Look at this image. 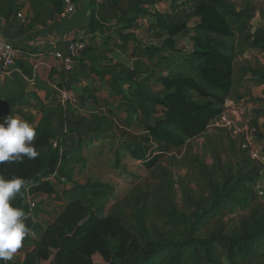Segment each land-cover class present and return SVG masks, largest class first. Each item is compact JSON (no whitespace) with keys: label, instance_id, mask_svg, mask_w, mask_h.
Instances as JSON below:
<instances>
[{"label":"trees","instance_id":"1","mask_svg":"<svg viewBox=\"0 0 264 264\" xmlns=\"http://www.w3.org/2000/svg\"><path fill=\"white\" fill-rule=\"evenodd\" d=\"M22 1L30 5L23 33L61 19L64 0H0V18L15 16ZM160 1L90 0L87 28L102 37L101 47L88 45L71 72L59 68L60 58L18 48L10 75L0 80V122L11 114L33 124L25 98L41 114L32 142L39 155L0 164V176L26 182L11 202L33 234L22 243L23 264H264V200L256 191L264 163L244 148V133L210 132L228 101L247 97V76L264 82V62L245 59L249 50L264 52V25L253 26L258 14L264 21V0H173V9L189 10L177 22L150 12ZM147 15L161 43L134 33ZM80 68L105 82L118 106L63 102L59 91L95 101L97 85L75 82ZM118 126L144 132L146 142L126 144ZM251 126L264 139L258 119ZM73 135L80 138L72 142ZM198 139L204 143L195 152ZM158 146L174 155L151 164ZM169 158L188 176L177 180L162 164ZM53 173L70 184L62 192L46 180ZM41 193L65 203L47 228L29 203Z\"/></svg>","mask_w":264,"mask_h":264},{"label":"rangeland","instance_id":"2","mask_svg":"<svg viewBox=\"0 0 264 264\" xmlns=\"http://www.w3.org/2000/svg\"><path fill=\"white\" fill-rule=\"evenodd\" d=\"M172 1L173 0H166L163 3L162 8H160V11L166 14L170 22L184 20L187 17L189 10L185 8L173 9ZM154 21L155 20L153 16L147 15L143 19V21H139L136 24V27L134 29V32L138 30V34H140V37L147 40V43H161L163 41L162 39H164L160 32L156 30L148 31V27ZM196 22L197 21L195 19L190 21V31L193 29ZM263 25L264 21L261 19L260 14H258L253 20V26L254 28H257ZM182 46L183 45L180 43V47ZM245 59H247L246 61L248 63H251L253 65L263 63L264 52L259 50H249L245 54ZM242 92L247 94V97L241 102L228 101L226 104L227 108L224 116L220 120L212 124L210 132H213V129L216 127H227L229 129H232L235 134L244 133L245 135H249L250 129L252 128V122L255 119H258L261 131L264 132V122H262L261 120V118H264V82H258L255 78L249 75L247 76L246 81L244 82V88H242ZM228 104H230L231 106H228ZM122 109L123 108L121 106L115 108L119 119H124L126 117ZM118 132L122 136V139L123 141H125L126 144L131 143L133 144V146L137 147V145H141L146 142L142 139V137H144L143 135L136 136L135 134H129L121 129H119ZM133 133H138V130H134ZM249 136H251V134ZM76 138H78V136H72L71 141H77ZM203 143V139H198L193 143L194 150H196L195 152H199L201 150ZM253 144L263 149L264 159V139H259L257 136H255L253 138ZM153 152L156 153V156L153 160H151V164H154L155 161L157 163L158 161L164 159L167 156L169 157L174 155V152L171 149H167L160 146H158L157 150H154ZM169 160L170 158L164 161L162 164L163 166L171 170L172 174L177 180L180 177L188 176L186 170H179L174 166H170ZM208 162L211 161L209 160ZM187 179L189 178L187 177ZM55 184L56 189L59 192H62L66 186L70 185L68 184V182H66L64 178L62 181L56 182ZM256 191L264 193V173L263 176L257 182ZM261 198L264 200V194L261 195ZM29 203L32 205V208L35 211L32 216L33 219L36 222L40 223L44 228H47L51 223H53L56 216L65 207V203L57 201L56 195L48 196L42 193L30 198ZM30 235L33 236L32 232L30 233ZM31 249L33 248L30 247L29 250ZM26 253L27 248H25L22 244L21 248L18 249L17 252L14 254L13 259L11 261H8V263L23 264V262L25 261Z\"/></svg>","mask_w":264,"mask_h":264},{"label":"crops","instance_id":"3","mask_svg":"<svg viewBox=\"0 0 264 264\" xmlns=\"http://www.w3.org/2000/svg\"><path fill=\"white\" fill-rule=\"evenodd\" d=\"M77 5V11L74 15L67 19H60L58 22H52L46 27H37L35 30L23 33L22 32V24L20 20L15 16H12L10 19L0 18V29L1 36L4 40H7L13 43L17 48H25V49H38L40 52L48 53L51 57L60 58L67 51V46L70 41L74 39H82L88 45H93L95 47H101L102 45V37L99 35H93L90 33L87 28L89 17H90V0H75ZM166 0H161L156 6L150 8V12L158 11L164 15L160 8H162L163 3ZM21 10L26 13L28 16L30 15V5L29 3L22 1L21 2ZM146 17V16H145ZM144 17V18H145ZM139 21H143V19ZM148 31L151 30L148 27ZM137 32V33H136ZM134 32L139 40H143L147 42V40L140 37L138 34V30ZM155 43V42H154ZM59 68L62 69L60 65ZM75 82L80 84L82 87H87L89 84H95L99 87V91L97 93L96 99L94 102L89 101L88 97L84 94H79L78 92H72L70 98H78L80 104H84L87 108H94L103 105V103H109L111 106H118L120 101L114 98L111 95V91L109 86L105 82H101L100 79L96 75H92L85 70L84 68L78 69L75 73ZM0 80H4V78L0 77ZM57 88V86H54ZM34 87H30L29 91H34ZM39 96L41 99H45L46 93L39 92ZM58 97L62 99L63 92L59 91L57 94ZM25 102H28L26 111H30L32 115L35 116V122L33 124H29L31 126H36L41 120V114H39L34 108L29 107L31 105H35L33 100L29 98L24 99ZM228 106H231L228 104ZM264 114V113H263ZM20 119H24L19 117ZM262 122H264V118H261ZM121 129L127 133L135 134L136 136L145 135L144 132L138 131V133H133L135 129L127 130L122 126H118L115 130L116 133L120 137H122L118 130ZM133 131V132H132ZM77 136V135H73ZM88 136H82V138H87ZM80 138V137H78ZM264 163V159L262 160Z\"/></svg>","mask_w":264,"mask_h":264},{"label":"clouds","instance_id":"4","mask_svg":"<svg viewBox=\"0 0 264 264\" xmlns=\"http://www.w3.org/2000/svg\"><path fill=\"white\" fill-rule=\"evenodd\" d=\"M36 132L33 126L11 114L0 122V164L36 158L39 153L32 142ZM25 180L14 177L6 180L0 176V260L11 261L21 248L30 229L25 224L26 213L12 206V201L21 194Z\"/></svg>","mask_w":264,"mask_h":264},{"label":"built area","instance_id":"5","mask_svg":"<svg viewBox=\"0 0 264 264\" xmlns=\"http://www.w3.org/2000/svg\"><path fill=\"white\" fill-rule=\"evenodd\" d=\"M77 11V5L74 0H64V10L61 14V19H67L74 15ZM16 17L20 20L21 24L25 25L28 23V15L20 10ZM88 44L82 39H74L69 42L67 46L66 53L60 57L61 66L65 71H73L78 65V60L82 56V52L86 49ZM19 57L18 48L11 42L4 40L1 36L0 29V77L5 78L7 75H10L8 69L14 65L15 60ZM68 99H72L76 101V98H70V95L63 92L62 101L65 102ZM257 128L252 127L250 129L249 136L247 134V142L244 145V148H250L251 155L254 159H258L260 161L263 160V149L261 147L255 146L253 144V138L256 136ZM46 180L51 181L52 183H56L58 181V174L53 173L46 177ZM63 178H61V181ZM258 192V191H257ZM263 195V192H258Z\"/></svg>","mask_w":264,"mask_h":264}]
</instances>
